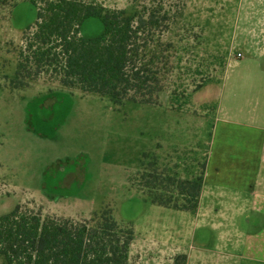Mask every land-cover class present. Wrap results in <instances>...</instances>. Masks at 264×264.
<instances>
[{
  "label": "rangeland",
  "instance_id": "374dc122",
  "mask_svg": "<svg viewBox=\"0 0 264 264\" xmlns=\"http://www.w3.org/2000/svg\"><path fill=\"white\" fill-rule=\"evenodd\" d=\"M2 1L0 215L17 205L75 219L109 210L134 230L129 264H162L175 250L170 245L185 239L189 222L185 211L152 204L149 195L173 192L181 199L169 178L201 177L222 83L229 99L233 81L241 89L251 64L224 53L231 25L206 0H83L127 14L160 8L170 17L161 40L172 43L173 69L158 103L116 105L63 87L51 72L16 88L25 31L37 9L30 0ZM82 29L84 37H96L104 26L92 18ZM142 173L153 175L160 189L141 183Z\"/></svg>",
  "mask_w": 264,
  "mask_h": 264
},
{
  "label": "trees",
  "instance_id": "16d2710c",
  "mask_svg": "<svg viewBox=\"0 0 264 264\" xmlns=\"http://www.w3.org/2000/svg\"><path fill=\"white\" fill-rule=\"evenodd\" d=\"M37 9L34 26L25 31L20 50L16 88L24 80L51 72L63 87L109 98L155 105L172 73V43H163L169 14L160 8L127 14L83 0H30ZM6 4L0 0V5ZM92 18L102 21L103 32L84 37L81 29ZM85 161L82 169L85 171ZM173 192L150 194V202L165 208L195 211L202 177L183 181L169 178ZM140 182L151 191L153 175ZM134 230L121 225L109 210L92 218L46 215L17 205L0 215L1 264H129ZM178 256L174 264H185Z\"/></svg>",
  "mask_w": 264,
  "mask_h": 264
},
{
  "label": "crops",
  "instance_id": "0c3cea01",
  "mask_svg": "<svg viewBox=\"0 0 264 264\" xmlns=\"http://www.w3.org/2000/svg\"><path fill=\"white\" fill-rule=\"evenodd\" d=\"M205 3L231 25L224 53L235 58L240 53L251 64L241 89L233 81L229 99L222 83L203 148L198 207L185 211V239L171 244V257L161 261L174 264L177 256H185V264H264V0Z\"/></svg>",
  "mask_w": 264,
  "mask_h": 264
},
{
  "label": "built area",
  "instance_id": "2783aa9c",
  "mask_svg": "<svg viewBox=\"0 0 264 264\" xmlns=\"http://www.w3.org/2000/svg\"><path fill=\"white\" fill-rule=\"evenodd\" d=\"M237 57H238V58H242V54H240V53L237 54Z\"/></svg>",
  "mask_w": 264,
  "mask_h": 264
}]
</instances>
